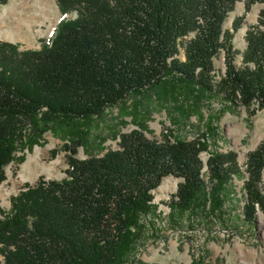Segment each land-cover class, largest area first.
<instances>
[{
  "label": "trees",
  "instance_id": "obj_1",
  "mask_svg": "<svg viewBox=\"0 0 264 264\" xmlns=\"http://www.w3.org/2000/svg\"><path fill=\"white\" fill-rule=\"evenodd\" d=\"M239 2L249 11L264 0H58L73 17L41 49L0 41V186L19 149H33L57 127L71 133L63 147L67 176L27 185L8 213L0 206V264H124L137 249L142 219L157 209L154 191L170 176L181 180L169 203L174 211H223L228 188L243 176L233 150L210 153L206 181V141L173 132L151 140L138 122L118 150L76 156L84 144L79 125L130 96L137 104L143 93L175 87L264 109V11L237 50L244 18L226 23ZM222 55L226 71L217 81ZM246 175L250 221L264 214V141L249 153Z\"/></svg>",
  "mask_w": 264,
  "mask_h": 264
},
{
  "label": "rangeland",
  "instance_id": "obj_2",
  "mask_svg": "<svg viewBox=\"0 0 264 264\" xmlns=\"http://www.w3.org/2000/svg\"><path fill=\"white\" fill-rule=\"evenodd\" d=\"M262 11L264 3L253 5L249 11L244 2L236 5L226 27L231 28L235 18H244L243 27L234 38L237 50L246 48V31L258 24ZM71 17L62 14L58 0H8L7 4H0V41L19 44L21 50L41 49L53 38L58 24ZM237 63L240 64L239 58ZM215 65L219 81L226 71L223 55ZM154 91L138 96L137 104L135 97L130 96L125 105L119 104L107 109L102 117L81 123L84 144L76 157H101L118 150L121 135L138 129L137 123L143 122L144 132L151 140L162 141L164 134L173 132L181 139L206 141L208 151L201 154L206 181V164L210 153L215 152H237L243 176L235 177L228 188L229 198L223 211L210 216L174 211L169 203L181 180L165 178L154 191L157 209L142 219L137 249L124 264H264V214L259 212L249 221L244 211L246 162L249 153L264 141V109L258 110L256 105L246 109L221 97L190 94L182 88ZM70 135L64 126L57 127L44 133L33 149L17 151L16 160L6 167L7 180L0 186V206L4 212L10 211L12 197L27 185L34 186L40 179L62 181L67 176L68 152L63 147ZM22 156L24 161L18 163ZM261 186L264 188V175Z\"/></svg>",
  "mask_w": 264,
  "mask_h": 264
}]
</instances>
